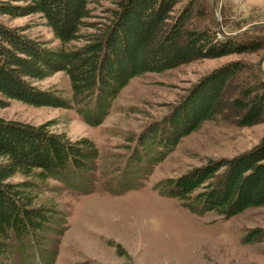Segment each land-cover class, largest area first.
Wrapping results in <instances>:
<instances>
[{
  "label": "trees",
  "instance_id": "16d2710c",
  "mask_svg": "<svg viewBox=\"0 0 264 264\" xmlns=\"http://www.w3.org/2000/svg\"><path fill=\"white\" fill-rule=\"evenodd\" d=\"M97 1L0 0V15L38 14L58 41L49 45L29 37L22 27L0 22V107L9 100L33 107L81 106L84 121L98 125L134 77L192 59L254 49L194 25L191 20L198 13L192 1L178 6L181 0H116L107 20L98 25L89 21L91 5ZM57 71L69 78V99L59 89L35 85ZM243 72L245 67L237 60L213 69L193 84L148 138L170 150L205 121L218 119L239 127L263 121L264 77L241 76ZM48 127L0 118V264H13L8 261L14 249L41 251L38 264H51L50 245L56 242L51 236L59 231L55 227L62 213L41 200L39 192L53 177L68 181V176L84 175L94 167L97 148L91 139L68 140ZM158 188L194 214L214 212L228 219L263 206L264 135L247 151L208 158L161 181ZM263 239L264 233L254 229L243 242Z\"/></svg>",
  "mask_w": 264,
  "mask_h": 264
},
{
  "label": "rangeland",
  "instance_id": "374dc122",
  "mask_svg": "<svg viewBox=\"0 0 264 264\" xmlns=\"http://www.w3.org/2000/svg\"><path fill=\"white\" fill-rule=\"evenodd\" d=\"M115 1L93 3L89 21L97 25L106 21ZM191 1L198 13L191 20L194 25L212 28L220 38L251 46L253 51L192 59L173 69L134 77L98 125L84 121L78 111L81 106L33 107L9 100L0 107L4 120L46 124L68 140L89 138L97 148L94 167L86 174L68 176L70 182L53 177L39 192L41 200L62 213L55 227L61 232L51 236L56 241L50 245L51 264H264V239L243 242L249 230L264 233V205L225 219L214 212L191 213L158 188L161 181L208 158L245 152L264 135V119L247 127L213 119L170 150L148 138V132L162 126L193 84L213 69L237 60L245 67L241 76L264 77V0H181L178 6ZM0 22L22 27L29 37L49 45L58 43L38 14L0 15ZM35 85L59 89L67 99L71 96L63 71ZM40 256L38 250L14 249L8 263L38 264Z\"/></svg>",
  "mask_w": 264,
  "mask_h": 264
}]
</instances>
